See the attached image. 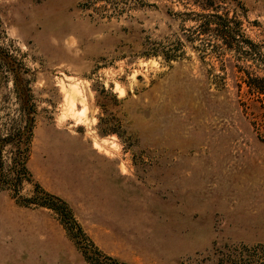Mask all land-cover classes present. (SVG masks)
<instances>
[{"label": "rangeland", "instance_id": "obj_1", "mask_svg": "<svg viewBox=\"0 0 264 264\" xmlns=\"http://www.w3.org/2000/svg\"><path fill=\"white\" fill-rule=\"evenodd\" d=\"M230 5L243 56L185 40L188 2L0 0L33 113L29 178L1 151L0 264H264V0ZM6 71L0 136L18 125ZM33 182L82 236L26 202Z\"/></svg>", "mask_w": 264, "mask_h": 264}, {"label": "trees", "instance_id": "obj_2", "mask_svg": "<svg viewBox=\"0 0 264 264\" xmlns=\"http://www.w3.org/2000/svg\"><path fill=\"white\" fill-rule=\"evenodd\" d=\"M181 4L186 2L197 7L194 12L193 35L183 34L187 41L197 39L199 42V51H219L231 49L237 56H243L247 51L243 43L251 44L250 39L241 28L240 19L237 17L235 6L230 5V0H177ZM229 11L232 14H229ZM208 45V47H206ZM167 55H165L166 57ZM0 62L4 63L7 69L6 73L10 74L13 84V90L18 100L17 114L18 125L8 129L5 134L0 136V184L4 180V174L1 173L2 153L1 151L8 145L10 152L9 169L13 173V179L19 180L22 177H28V171L24 165L25 152L27 151L28 142L31 137L33 124V113L29 102V87L22 76V71H11L13 59L8 56L0 46ZM21 67V66H19ZM257 91L264 93V87L257 86ZM33 194L25 197L26 202H33L53 209L58 213L60 221L67 231L73 236H82V230L69 210L66 202L56 195H53L42 189L37 182H33ZM110 258V264H116V261ZM229 262V261H228ZM233 264H250V259L235 258ZM126 264V263H118Z\"/></svg>", "mask_w": 264, "mask_h": 264}]
</instances>
